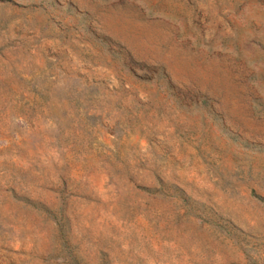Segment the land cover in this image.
Segmentation results:
<instances>
[{
  "label": "rangeland",
  "instance_id": "374dc122",
  "mask_svg": "<svg viewBox=\"0 0 264 264\" xmlns=\"http://www.w3.org/2000/svg\"><path fill=\"white\" fill-rule=\"evenodd\" d=\"M0 264H264V0H0Z\"/></svg>",
  "mask_w": 264,
  "mask_h": 264
}]
</instances>
